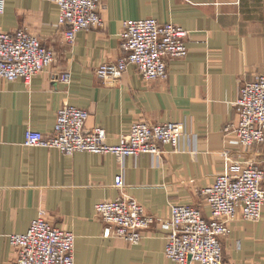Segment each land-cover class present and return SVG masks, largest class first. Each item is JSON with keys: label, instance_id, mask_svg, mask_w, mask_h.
<instances>
[{"label": "crops", "instance_id": "1", "mask_svg": "<svg viewBox=\"0 0 264 264\" xmlns=\"http://www.w3.org/2000/svg\"><path fill=\"white\" fill-rule=\"evenodd\" d=\"M101 27L79 31L69 45L51 0H6L0 31L26 27L55 52L47 70L31 82L0 81V264H13L10 235L26 232L40 211L72 231L76 264H178L165 254L172 204L200 207L202 191L225 172L224 151L235 161L264 169V143L250 148L225 135L236 122L235 102L245 82L264 75V0H106ZM154 17L188 31L186 58L169 62L168 77L148 81L134 65L117 80H103L96 67L122 54L123 21ZM68 71L72 81H59ZM64 104L87 109V128L106 129L109 144L139 121L182 122L178 152L162 147L121 161L113 154L77 152L23 144L28 127L54 131ZM123 173L125 186L115 185ZM264 188V180H263ZM125 194L156 217L139 245L104 235L95 205ZM222 238L226 264H264V207L258 221L240 216Z\"/></svg>", "mask_w": 264, "mask_h": 264}, {"label": "built area", "instance_id": "2", "mask_svg": "<svg viewBox=\"0 0 264 264\" xmlns=\"http://www.w3.org/2000/svg\"><path fill=\"white\" fill-rule=\"evenodd\" d=\"M59 6V24L64 27L65 40L73 45L79 31L101 27L106 0H51ZM6 0H0V13ZM188 31L154 17L127 19L120 33L122 54L114 61H104L96 69L103 80L120 79L129 66L148 81L168 77L169 62L188 56ZM55 52L39 36L26 27L0 31V81L19 78L31 82L33 77L51 67ZM59 81L69 84L72 74L59 73ZM238 118L224 127L225 135L234 136L244 148L264 143V75L245 82L235 102ZM87 109L64 104L57 113L52 133L28 127L23 144L29 147L58 149L67 155L77 152L113 154L120 161L149 153L160 155L162 147L178 152L186 125L177 121L133 123L123 132L119 142L108 143L107 131L101 126L87 128ZM225 172L215 177L202 193L209 207V218L200 207L191 204L170 205L172 216L164 224L168 231L165 256L178 264H226L222 238L229 223L241 217L258 221L264 207V169L255 163L235 161L224 151ZM118 188L125 186L124 174L115 177ZM44 212V211H42ZM96 213L107 224L104 234L139 245L143 233L156 221L136 199L125 194L114 200L97 203ZM75 234L54 225L45 213L34 219L26 232L10 235L16 250L13 264H76Z\"/></svg>", "mask_w": 264, "mask_h": 264}, {"label": "rangeland", "instance_id": "3", "mask_svg": "<svg viewBox=\"0 0 264 264\" xmlns=\"http://www.w3.org/2000/svg\"><path fill=\"white\" fill-rule=\"evenodd\" d=\"M43 42V41H42ZM44 43V42H43ZM45 44V43H44ZM46 45V44H45ZM49 47V46H48ZM101 154H105V153H101ZM97 205V204H96ZM96 205H95V215H96V217H98V219H100V221H102L103 223H104V225H105V229L107 228V224L103 221V219L101 218V217H99L98 215H97V213H96ZM192 205V204H191ZM41 213H45V214H47V212L46 211H44V212H42V211H40V213L39 214H41ZM46 217H47V215H46ZM48 218V217H47ZM48 220H50L49 218H48ZM51 221V220H50ZM52 222V221H51ZM54 225H56L54 222H52ZM60 228H62V227H60ZM63 229H65V228H63ZM105 229H104V232H105ZM65 230H67V229H65ZM67 231H70V230H67ZM72 232V231H71ZM105 235V234H104ZM112 236L111 237H115V238H119V237H117L115 234H111ZM76 237V236H75ZM110 237V236H109Z\"/></svg>", "mask_w": 264, "mask_h": 264}]
</instances>
